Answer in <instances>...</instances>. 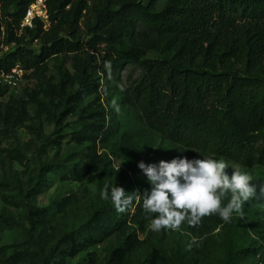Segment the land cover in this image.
Returning <instances> with one entry per match:
<instances>
[{"label":"trees","instance_id":"obj_1","mask_svg":"<svg viewBox=\"0 0 264 264\" xmlns=\"http://www.w3.org/2000/svg\"><path fill=\"white\" fill-rule=\"evenodd\" d=\"M34 1L0 0V44L15 45L0 58V75L19 65L26 73L24 77L41 79L47 63L66 54L94 52L106 64L132 63L140 68L141 75L125 101L169 121L168 132L181 145L174 156L166 151L156 153L149 164L183 157V146L191 140L190 132L206 129L219 118L222 124L207 140L213 141L216 155L240 162L247 169L264 167V0H171L158 12H150L142 0H49L48 29L36 20L35 28L20 33L21 21ZM146 19L151 21L157 41L145 48L125 49L128 31ZM34 45L38 48L34 49ZM147 50L155 51L158 58H145ZM82 88L83 85L67 98L68 108L98 92V88L87 87L85 91ZM8 93L9 87L0 83V99ZM12 104L9 101L6 108L12 111L16 126L28 116L27 103L20 102L19 108ZM101 120L102 125L98 124L100 119L93 120L90 128L74 134L72 141L95 147L100 137L110 134L105 129V117ZM111 132H117V127L111 128ZM54 134L49 140L59 149V138L64 135L54 139ZM10 157L19 160L21 154L14 151ZM95 164L89 159L83 164L84 171H77L70 180L82 182ZM47 180L42 173L27 197L40 195L48 188ZM259 189L244 204V217L233 215L230 223L236 221L237 234L227 237L220 264H264V196ZM145 190L151 191L148 182L139 194L143 196ZM3 191L0 183V193ZM229 199L230 193L221 206H226ZM50 210L29 204L32 230L43 227L44 214ZM132 210L135 211L132 220L142 222L143 201L134 200L126 211ZM125 212L118 213L112 202L107 201L97 206L82 226L64 233L48 250L33 238L2 247L0 264H66L69 258L81 253L90 255L92 247L117 233L129 216ZM226 223L214 213L202 217L199 226L215 231ZM9 227V220L0 216V231ZM194 227L188 224L191 230ZM252 235L255 240L248 244ZM164 240L165 235L160 239L162 250ZM126 244L127 240L111 252L107 264L121 263ZM172 256L177 264H184L179 252ZM142 264L160 263L145 260Z\"/></svg>","mask_w":264,"mask_h":264},{"label":"rangeland","instance_id":"obj_2","mask_svg":"<svg viewBox=\"0 0 264 264\" xmlns=\"http://www.w3.org/2000/svg\"><path fill=\"white\" fill-rule=\"evenodd\" d=\"M142 1L150 12H158L171 0ZM156 41V31L146 19L128 31L124 48H145ZM33 48L38 47L34 45ZM6 53L0 44V58ZM145 58H158V54L147 50ZM140 75L138 66L132 63L106 64L102 56L94 52L60 55L47 63V71L41 79L24 77L18 87L9 88L8 95L0 99V183L4 189L0 193V216L10 222L9 228L0 231V249L33 238L48 250L64 233L82 226L97 206L111 201L101 197L106 184L109 193L114 186L124 188L129 194L135 190L140 193L148 181L138 163L149 164L160 151L174 156L176 148L181 145L168 132L170 122L125 101ZM82 85L83 91L89 87L98 88V92L89 94L78 106L68 108L67 98ZM113 100L120 107L119 114L112 108ZM9 101L17 108L20 102L27 103L28 116L23 123L15 126L12 111L6 108ZM104 117L105 129L110 134L100 137L95 147L72 141L74 134L90 128L88 125L96 118L102 125ZM221 124L218 118L206 129L190 132L191 140L183 146V157L189 160L223 159L228 164L226 172L229 176L233 171L247 173L258 189L264 185V167L247 169L240 162L221 158L215 153L213 141L207 142L208 135ZM116 127L117 132L112 134L111 128ZM56 131L57 135L54 134ZM53 134L54 139L64 135L63 139L59 138V149L49 140ZM14 151L21 154L19 160L10 157ZM89 159L96 164L88 176L82 182L71 181L77 171H84L83 164ZM42 173L48 177V188L35 198L27 197L29 191L36 188ZM29 204L39 209H51L44 214L41 229L32 230ZM125 213L129 216L116 234L92 247L90 255L81 253L69 258L66 264H107L111 252L125 240L127 251L121 256L120 264H142L145 260L177 264L172 256L174 252H179L184 264H220L225 256L227 237L237 231L236 221L227 222L215 231L199 225L191 230L187 222H182L176 230L157 231L151 228V220L158 214L144 213L142 222L138 223L136 218L132 220L134 210ZM164 235L165 250H162L160 239ZM254 240L252 235L248 244ZM92 258L94 262H90Z\"/></svg>","mask_w":264,"mask_h":264},{"label":"clouds","instance_id":"obj_3","mask_svg":"<svg viewBox=\"0 0 264 264\" xmlns=\"http://www.w3.org/2000/svg\"><path fill=\"white\" fill-rule=\"evenodd\" d=\"M110 69V65H107ZM112 108L119 114L120 107L115 100ZM138 168L147 177L151 191L139 190L127 193L122 187L105 185L101 191L104 200L111 202L118 213L125 212L133 201H143L145 214H158L151 220L153 230L179 229L182 222L190 226L201 223L202 217L218 213L225 222H231L233 215L243 218L244 204L257 194L252 177L247 173L226 172L228 164L212 158L176 157L170 162L160 161L158 165L138 163ZM264 196V185L259 189ZM230 193L226 206L222 200ZM195 242V241H193ZM191 248V244L189 245Z\"/></svg>","mask_w":264,"mask_h":264},{"label":"built area","instance_id":"obj_4","mask_svg":"<svg viewBox=\"0 0 264 264\" xmlns=\"http://www.w3.org/2000/svg\"><path fill=\"white\" fill-rule=\"evenodd\" d=\"M49 0H35L27 9L25 16L20 24V33L24 29L35 28V21L40 20L44 23V29L47 30L49 22V14L47 9V3ZM1 14V11H0ZM37 45V41L35 42ZM3 46L5 52H9L15 45ZM25 71L19 65L16 66L10 73L0 75V83L8 86L10 89H15L19 86V83L25 76Z\"/></svg>","mask_w":264,"mask_h":264}]
</instances>
